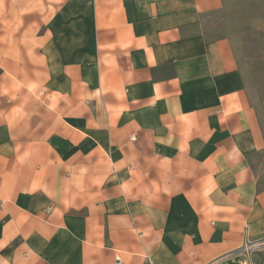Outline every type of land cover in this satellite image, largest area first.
<instances>
[{
    "label": "crops",
    "instance_id": "1",
    "mask_svg": "<svg viewBox=\"0 0 264 264\" xmlns=\"http://www.w3.org/2000/svg\"><path fill=\"white\" fill-rule=\"evenodd\" d=\"M228 4L264 27V0H0V264H264Z\"/></svg>",
    "mask_w": 264,
    "mask_h": 264
},
{
    "label": "rangeland",
    "instance_id": "2",
    "mask_svg": "<svg viewBox=\"0 0 264 264\" xmlns=\"http://www.w3.org/2000/svg\"><path fill=\"white\" fill-rule=\"evenodd\" d=\"M261 18V12H251L239 20L236 16L232 22L231 6L228 4L217 18L216 30L210 31V35L232 37L244 65L246 79L254 87L256 99L264 111V27L259 22ZM22 31L23 28L16 29L15 34H22Z\"/></svg>",
    "mask_w": 264,
    "mask_h": 264
},
{
    "label": "built area",
    "instance_id": "3",
    "mask_svg": "<svg viewBox=\"0 0 264 264\" xmlns=\"http://www.w3.org/2000/svg\"><path fill=\"white\" fill-rule=\"evenodd\" d=\"M260 246H264V239L262 240H259V241H256V242H253V243H250L249 245L245 246V248H257V247H260ZM120 259L118 258V262L120 263Z\"/></svg>",
    "mask_w": 264,
    "mask_h": 264
}]
</instances>
